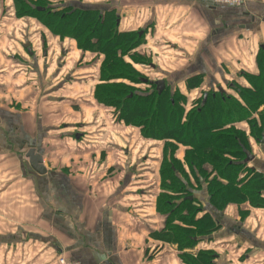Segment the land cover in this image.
Wrapping results in <instances>:
<instances>
[{
  "label": "rangeland",
  "instance_id": "374dc122",
  "mask_svg": "<svg viewBox=\"0 0 264 264\" xmlns=\"http://www.w3.org/2000/svg\"><path fill=\"white\" fill-rule=\"evenodd\" d=\"M112 1L109 3L108 0H41L39 4L34 3L31 6L32 8L43 6L46 9L50 6H58L61 9L69 4L91 8L104 7L115 10L120 19L119 11L114 9L117 0ZM15 6V0H0V116L8 114L13 116L14 126L21 127L18 129L19 134L29 135L34 143L37 142V138L44 139L41 147L45 148L47 157L45 163L49 164L52 170L61 169L69 178L72 169H79L82 174L90 175L89 181L95 177L96 170H106L100 174L99 180L103 182L104 188L113 187L116 190L105 193L107 194L105 196L117 198L129 215L128 219H135L136 223L143 224L145 243H151L152 249L157 246L148 256L149 260L152 255L165 252L173 256L174 264H204L205 257L212 261L214 254L219 257L224 251L232 253L236 248L227 240H216L215 232L201 235L198 231L199 224H186L179 221L178 217H168L173 200L179 202L184 196L178 197L174 188L176 184L166 180V176H160L166 141L160 142L141 136L140 128L124 125L118 120L117 110L113 106H107L94 99L97 87L121 84L119 80H102L100 70L104 56L77 49L73 40H60L52 34L49 27L44 26L42 19L35 12L22 15L16 12ZM133 32L141 33V39L128 50L126 62L131 63L128 56H134L137 63L131 66H134L136 72H140L142 79L150 82L164 80L166 84L175 85V89L184 98L186 110L201 104L213 94L217 86L234 98H238L237 91H234L236 88L250 87L248 82L244 83L243 80L229 76L230 79L226 77L227 80L212 85L210 89V85L206 84H211V75L208 74L205 78L197 75L198 73L188 72L190 68L188 59L178 62V58L186 54L170 48L172 37L169 38L167 34L146 33L142 28H136ZM25 40L30 44L31 56L23 48ZM202 54L204 55L203 52ZM183 62L185 64H182ZM232 69L230 64L223 65L224 73H229ZM234 74L238 75V72L234 70ZM123 82L126 85L130 84L128 81ZM199 82L200 85L195 86V83ZM146 88L147 86L142 83L131 87L137 91H144ZM256 112H264V104H261ZM258 113L253 115L255 120L252 122L256 124L257 129L261 118V113ZM7 121L8 118L2 120L1 128L6 127ZM25 125L27 131L22 130ZM234 128H239V132L245 136L246 143L241 148L244 152L255 157L264 153V133L253 135L256 131L254 128L251 130L249 124L246 126L242 123L236 124ZM173 147L176 148L174 160L179 163L177 168L180 167L185 173L181 179L186 180L191 189L189 196L196 198L195 202L200 203V208H207L210 220L214 223L216 221L214 213L221 215L225 208L217 209L215 212L211 209L212 205L210 203L208 205L209 195L201 192L202 190L206 192L208 182L218 181L216 171L207 165L204 166L205 175L198 177L204 182L199 184L185 164L187 150L185 145ZM0 151L6 152L5 149ZM24 154L23 152L16 160V164L18 168L26 166L27 169ZM229 158L232 162L236 159L241 160V157ZM250 163L247 162L245 170L251 167ZM243 176H246V173H241L240 178H244ZM18 178L27 183L19 173ZM239 181L238 179V182L223 185L230 188L229 192L237 189L241 193H247L248 188L246 190L238 188ZM98 195L104 194H95L94 198ZM228 198L230 199V196ZM191 214L194 215V222L199 221L202 215L194 214L192 211ZM191 214L183 212L181 215L190 217ZM0 218L5 220V224L8 222L5 214H0ZM183 226L196 228L195 231L190 229L191 238L197 239L195 243L181 245L177 232ZM3 234L1 237L4 240L0 241V249H9L12 235ZM207 236H212V240ZM225 253L227 257L225 264L240 261V258L237 260L236 257H231V253L230 255ZM199 255L203 256L200 260ZM210 261L205 264H211ZM224 262L219 260L218 264Z\"/></svg>",
  "mask_w": 264,
  "mask_h": 264
},
{
  "label": "crops",
  "instance_id": "0c3cea01",
  "mask_svg": "<svg viewBox=\"0 0 264 264\" xmlns=\"http://www.w3.org/2000/svg\"><path fill=\"white\" fill-rule=\"evenodd\" d=\"M114 9L120 13L121 31L142 28L172 37L169 46L186 54L178 62L188 59V72L211 75L212 82L206 86L229 76L247 82L244 73L256 72V60L264 52V0H244L237 7H220L207 0H117ZM224 64H230L232 71L224 73ZM13 119L9 114L0 116V150H6L0 151V214L8 218L6 224L0 218V241L3 233L12 235L9 249H0V264H55L59 256L81 264H174L173 256L165 252L149 260L153 249L145 243L143 224L128 219L117 198L105 196L116 190L100 182L106 170H96L92 181L79 169L71 170L70 179L63 170H52L45 163L44 139L34 143L29 135L19 134L21 127H15ZM32 148L42 156V175L30 168L26 158ZM23 152L27 169L16 164ZM260 155H251L250 164L264 178V153ZM95 194L104 195L94 198ZM259 194L264 200V190ZM224 208L216 217L215 239L227 240L236 249L224 251L219 260L227 261V252L240 258L232 264H264V204L251 205L246 199Z\"/></svg>",
  "mask_w": 264,
  "mask_h": 264
},
{
  "label": "trees",
  "instance_id": "16d2710c",
  "mask_svg": "<svg viewBox=\"0 0 264 264\" xmlns=\"http://www.w3.org/2000/svg\"><path fill=\"white\" fill-rule=\"evenodd\" d=\"M33 1L15 0L16 12L22 15L35 12L42 19L44 26L49 27L52 34L60 40H73L77 49L83 52L102 54L104 56L100 70L102 80L121 81V84L97 87L94 99L107 106H113L117 110L118 120L124 125L140 128L141 136L160 142L166 141L160 176H166V180L176 184L174 188L178 197L184 196L179 202L173 200L169 218L178 217L177 219L183 223L199 224L198 231L201 235L216 231V221L213 223L210 214H205L204 209L203 213L199 211L202 213L199 221H193L194 215L191 211L194 214L199 213L200 203L195 202L196 198L188 199L191 189L187 181L181 179L185 173L180 167L177 168L179 163L174 160L176 148L173 146L177 147L180 144L187 148L184 161L197 182H200L198 177L206 173L204 166L207 165L216 171L218 181L208 182L206 188V195H209L208 205L210 203L211 209L215 212L233 201L242 203V200L248 199L251 205L264 204V200L259 198V191L264 190V179L251 168L244 169L247 165L245 156L248 152L241 148L246 140L244 134L239 132V128H234L236 124L242 123L245 126L249 124V128L256 131L253 135L264 133V112H256L261 104H264V52L261 51L256 60V72L244 73L250 87L234 90L237 91L239 99L227 95L222 88L216 87L213 94L206 97L201 104L186 110L184 98L175 89V85L166 84L164 81V88L159 90L156 81L142 79L140 72H136L134 66H131L137 63L134 56H128L131 63L126 62L128 50L137 44L141 35L138 32L121 31L115 10L73 4L61 9L58 6H50L47 9L43 6L32 8V4L41 2ZM27 49L32 53L30 44ZM27 49L25 50L28 54ZM123 81L130 84L126 85ZM139 83L145 84L147 88L144 91L131 89L133 85ZM198 85L200 82L195 83V86ZM255 113H261L259 129L252 123L255 120L253 116ZM229 157H241V160L236 159L232 162ZM241 173H246L242 179ZM238 179L240 180L238 188L241 190L248 188L247 193H241L237 189L229 192L230 188L223 185L238 182ZM183 212L190 213L191 216H182ZM190 229L192 228L183 226L177 232L182 246L192 244ZM195 229L194 227L192 230ZM206 260L208 262L207 258Z\"/></svg>",
  "mask_w": 264,
  "mask_h": 264
},
{
  "label": "water",
  "instance_id": "95a60500",
  "mask_svg": "<svg viewBox=\"0 0 264 264\" xmlns=\"http://www.w3.org/2000/svg\"><path fill=\"white\" fill-rule=\"evenodd\" d=\"M141 34V33H140ZM29 46V42L27 40H25V44L23 45L24 48H28ZM28 54L31 55L32 53L30 52L29 49H27ZM158 89L162 90L164 88L165 82L164 81H158L156 82ZM77 137V135H76ZM246 162L251 161L252 160V156H250L248 153H246ZM26 158L28 159V163L30 168L39 175H42L45 173L44 168L42 167V156L40 153H38L37 150L35 149H30L27 154H26ZM203 181L201 180V183ZM210 239V237H209Z\"/></svg>",
  "mask_w": 264,
  "mask_h": 264
},
{
  "label": "built area",
  "instance_id": "2783aa9c",
  "mask_svg": "<svg viewBox=\"0 0 264 264\" xmlns=\"http://www.w3.org/2000/svg\"><path fill=\"white\" fill-rule=\"evenodd\" d=\"M211 3H214L220 7H237L241 6L244 0H207ZM55 264H81L77 261H68L64 256H59Z\"/></svg>",
  "mask_w": 264,
  "mask_h": 264
},
{
  "label": "flooded vegetation",
  "instance_id": "af4514ba",
  "mask_svg": "<svg viewBox=\"0 0 264 264\" xmlns=\"http://www.w3.org/2000/svg\"><path fill=\"white\" fill-rule=\"evenodd\" d=\"M24 49H27V48H24ZM156 82H157V81H156ZM217 87H218V86H217ZM211 88H212V87L210 86V89H211ZM246 158H247V157L245 156V161H246ZM251 169L254 170V171H256V167H255V166H254V167L251 166ZM263 179H264V178H263ZM203 182H204V181H203ZM200 184H202V183H201V180H200ZM259 192H262V190H260ZM201 193L204 194V193H206V192L202 190ZM204 195H205V194H204ZM260 195H261V194H260ZM260 195H259V196H260ZM192 198H193V197H190V196L188 197L189 200H192ZM203 208H205V207H203ZM203 208H201V209L198 208V212L201 211V212L203 213ZM206 209H207V208H205V210H204V213H205V214L208 213V212L206 211ZM213 210H214V209H213ZM201 212H199V213H201ZM214 214H215V217H218V214H216V213H214ZM196 241H197V239L194 238V237L190 239V243H193V242L195 243ZM156 248H157V246L155 245L154 248H153V250L156 249ZM196 257H197V256H196ZM202 257H203V256H200V255H199V260H200ZM218 260H219V257H218L217 255L214 254L213 257H212V261H210V260H208V261H210L211 264H212V263H214V264H218ZM204 261H205V263L207 262L206 258H204ZM205 263H204V264H205ZM145 264H147V262H146Z\"/></svg>",
  "mask_w": 264,
  "mask_h": 264
}]
</instances>
